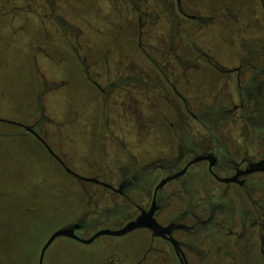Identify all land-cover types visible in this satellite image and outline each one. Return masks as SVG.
<instances>
[{"label": "flooded vegetation", "instance_id": "flooded-vegetation-1", "mask_svg": "<svg viewBox=\"0 0 264 264\" xmlns=\"http://www.w3.org/2000/svg\"><path fill=\"white\" fill-rule=\"evenodd\" d=\"M40 1V20L31 21L25 7L8 16L13 34L29 36L26 25L37 26L34 47H28L30 60L38 63L53 60L45 41L57 29L62 54L75 62L87 103L97 111L93 121L57 126L85 130L90 154L76 165L53 147L54 120L45 114L52 90H76L73 80L43 79L36 117L25 124L32 131L17 125L16 133L30 134L72 177L71 186L63 187L71 199L83 195L78 214L55 230L72 228L79 238L65 237L74 249L54 248L56 238L43 264H264V0H257L259 10L244 14L218 0H118L114 13L106 14L119 20L112 23L104 14L113 29L110 38L78 27L75 40L66 32L73 25L61 13L74 7L72 0ZM199 3L206 13L192 10ZM93 9L97 15L88 7L82 13L102 16L101 0ZM219 19L238 39L229 66L197 38ZM213 68L220 75L214 88L213 75L204 79ZM123 133L135 138L140 156L124 143ZM145 140H160L164 148L153 152ZM138 218L141 226L111 233ZM54 232L38 241L40 253L29 248L34 257L24 264H41Z\"/></svg>", "mask_w": 264, "mask_h": 264}, {"label": "rangeland", "instance_id": "rangeland-1", "mask_svg": "<svg viewBox=\"0 0 264 264\" xmlns=\"http://www.w3.org/2000/svg\"><path fill=\"white\" fill-rule=\"evenodd\" d=\"M96 1L100 0H72L74 7L62 10L61 13L65 16L63 22L74 27L72 31L66 28L70 37L78 27L80 29L87 27L107 39L113 35L112 26L104 20L110 19L112 23L119 20L116 15L106 14L114 13L112 7L118 6V0H111V4L107 0H101L103 15L99 17L92 16L96 14L93 9ZM218 1L237 13L240 10L243 14L259 10L257 0ZM40 2V0H0V118L5 120L0 121V264L17 262L24 264L33 255L30 249L38 254L40 251L38 241L45 240L61 224L72 220L78 214L80 204L84 202L81 193H74V199H71L63 188L67 184L71 186L72 177L61 170L60 165L47 155L44 148L30 134L17 135L16 132H20V128L7 122L17 121L27 124L28 121L30 123L34 121L29 115L36 113L35 95L39 86L44 83L43 79L57 81L71 79L78 84L76 90L66 91L64 87H57L52 90L51 100L48 98L45 102V114L54 120L49 128L51 143L61 154L66 155L67 161L72 165L79 164L78 160L83 158V154H90L89 141L84 139L85 130L81 129L82 125L68 130L65 126H61V129L57 127L58 124L68 121L80 124L93 121L97 112L93 105L87 103L89 94L86 92L87 88L83 87V76L79 73L75 62L62 54L63 41L58 30L52 29L53 39L45 41V47L58 67L51 66L50 61L35 63L30 60L29 56L33 54V50L29 47H34L33 39H36V31L38 32L34 23L30 26L26 25L29 36L23 31L13 34L16 26L12 27V20L8 16L17 11L22 12L25 7L27 8L25 13L31 21L40 20L39 16L42 15L38 9ZM86 7L92 14L82 13ZM192 10L206 13L201 3L195 5ZM222 21V19L216 20L213 28L199 33L197 38L205 49H210L219 63L229 66L235 62L233 59L234 54H237L238 39L234 37V30L221 24ZM118 26L119 24L116 25ZM94 37L96 42L100 43L98 37L96 35ZM19 42L20 45L17 46ZM37 42L36 46H40L41 42ZM64 54L68 55V52L65 50ZM212 75L214 88L220 79L219 73L214 68L213 73L208 72L204 79L208 81ZM214 98L213 94V104ZM208 101L212 100L208 99ZM205 121L213 128L210 121ZM119 135L136 154L139 156L142 154L134 146L137 144L134 137L130 138L124 133ZM144 144H147V148L152 149L153 152L156 150L159 152L164 148L165 143L160 140L158 142L145 140ZM165 152L168 153V150ZM163 154L164 152L159 155ZM27 206L33 207L31 213H25L23 208ZM12 226L15 227L14 231L11 229ZM8 234L11 241L8 239ZM72 244L68 237L61 236L55 240L53 247L64 246L74 249L75 245Z\"/></svg>", "mask_w": 264, "mask_h": 264}, {"label": "water", "instance_id": "water-1", "mask_svg": "<svg viewBox=\"0 0 264 264\" xmlns=\"http://www.w3.org/2000/svg\"><path fill=\"white\" fill-rule=\"evenodd\" d=\"M0 121H5L4 119H1L0 118ZM9 123H12V124H16V125H19V126H23L25 129L27 130H30L32 131V126L30 125H25L23 123H20V122H17V121H7ZM49 149H50V152L52 153V155H55L57 158H59L58 155H56V153L52 150V148L50 146H48ZM66 170L72 174H74L75 176H78L79 178L81 179H88L84 176H81L77 173H75L71 168L67 167L66 166ZM142 223H141V218H138L137 220H135L134 222L132 223H129L128 225H126L123 229L121 230H117V231H114V232H111L113 234H125L127 232H129L130 230L134 229V228H137L139 226H141ZM60 236H70V237H75V238H79L77 235L74 234V231L72 228H69V227H63V228H60L58 229L57 231H55L52 236L49 238V240L47 241V243L44 245L43 247V251H42V256H41V264H43V257H44V254H45V249L48 248V246L58 237Z\"/></svg>", "mask_w": 264, "mask_h": 264}, {"label": "crops", "instance_id": "crops-1", "mask_svg": "<svg viewBox=\"0 0 264 264\" xmlns=\"http://www.w3.org/2000/svg\"><path fill=\"white\" fill-rule=\"evenodd\" d=\"M52 60H50V63H51V66H56V67H58V65L56 64V62L55 61H52ZM41 62V61H40ZM60 67H61V65H59ZM60 78V77H59ZM62 78V77H61ZM66 78V77H65ZM51 97H53V94L51 95ZM29 116H32L34 119H35V117H36V113H34L33 115H29ZM30 118V117H29ZM31 119V118H30ZM28 123H30V121H28ZM19 133H17V135H18ZM21 136H25V135H21ZM47 153V152H46ZM48 154V153H47ZM51 158V157H50Z\"/></svg>", "mask_w": 264, "mask_h": 264}]
</instances>
